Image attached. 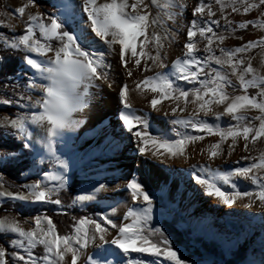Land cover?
<instances>
[{"label":"snow or ice","instance_id":"6c2138e0","mask_svg":"<svg viewBox=\"0 0 264 264\" xmlns=\"http://www.w3.org/2000/svg\"><path fill=\"white\" fill-rule=\"evenodd\" d=\"M50 6L49 14L37 0H24L0 12V27L11 33L0 32V47L21 54L13 75L0 83V108L15 109L0 116V142L17 144L0 151V169L21 166V177H35L12 191L0 171V206L11 205L0 216V264H188L155 226L154 196L136 174L112 185L95 166L125 141L142 158L141 170L152 161L202 157L176 174L220 205L264 211V0H195L188 18L189 0H55ZM253 12V19L233 18ZM9 16L22 25L19 34ZM249 28L259 33L255 39L237 35ZM181 38L169 62V49ZM227 39L241 43L226 47ZM5 63L0 55V66ZM104 88L116 91V139L111 125L99 139L94 129L78 136ZM134 99L163 113L171 128L155 127ZM89 138L93 143L85 145ZM237 149L244 154L226 168L215 164ZM122 175L116 169L115 178ZM121 190L131 203L104 195ZM62 194H69L67 203ZM17 203L33 206L36 215H11ZM36 206L78 215L60 233ZM244 264H264V238L259 260Z\"/></svg>","mask_w":264,"mask_h":264},{"label":"rangeland","instance_id":"374dc122","mask_svg":"<svg viewBox=\"0 0 264 264\" xmlns=\"http://www.w3.org/2000/svg\"><path fill=\"white\" fill-rule=\"evenodd\" d=\"M23 2L24 0H0V12L10 11L11 9H14L15 7L21 5ZM54 2L55 0H37V3L40 5L39 10L49 14L55 11V9L50 6ZM189 2H191V0H189ZM192 2L194 4L195 0H192ZM29 11H36V9H29ZM190 11L191 9L188 8L185 13L186 18L189 16ZM255 15L256 13L253 12L243 19H253ZM3 19H5V17L0 16V20ZM8 20L11 24L15 25V32L19 34L22 31V25L20 24V22L18 20L12 19L10 16L8 17ZM0 29H5L6 35H11L7 28L0 27ZM237 35H243L244 39L248 40L255 39L259 35V33L249 28L245 32H238ZM240 43L241 41L239 40L227 39L225 41V46H236ZM2 50V47H0V51ZM111 60L116 62L117 57L113 56ZM252 63L253 66H256L258 63V59H254ZM0 94H3V92H0ZM9 94L11 93L9 92ZM11 110L14 111L15 109L12 108ZM2 115L4 114H0V116ZM87 129L95 130V126H81L79 129H77L76 134L78 136H83L84 132ZM2 131L3 130L0 129V133H2ZM236 152L233 153V156L237 155ZM116 156L118 155L101 157L98 159L95 165L97 167L103 168L106 178L109 179L111 183L113 181L119 180L115 178L116 169H119L122 172L119 164L114 162ZM169 163L165 164V166H168ZM130 174V172H126L124 174V178L130 176ZM94 175V172H89L90 178ZM34 178L35 177H29L28 179H25L24 177H21L20 184L27 183L30 179ZM87 182H91V179H89V181ZM162 187L163 191H161ZM145 188L154 196L153 206L154 212L157 214L156 218L158 219V221L162 219L168 221L174 220L176 222V229L184 232L187 231V233L189 234V242L185 249L174 248L179 249L178 255L182 256L186 261H188V264H192L193 261H195L196 264H222L219 257H216L209 253V250L201 248V246L197 243L198 241L205 245L213 244L216 248V252L222 258L228 259L236 250L237 246L241 245L244 241L246 242L247 239L253 234H255L256 236L253 240H250L249 244L247 245L244 259L239 264H244V262L251 259H256L257 261L259 260L261 239L264 238V227H261L262 221L260 219L261 217H264V212H262V210L260 211L259 209V213L249 212L248 216L246 218H243L242 216H238L232 213L230 211L231 208L223 207V210L227 209V215L223 216L221 215V212H218L216 217L211 215V213L208 211H206V213H203L201 210H196L194 208L195 204H191L190 201L183 200L181 196L178 195V193H180L181 191L180 189L171 191L166 186L149 188L148 185L145 186ZM10 190L17 191L18 188L11 187ZM104 195L111 196L122 201L127 200L129 203H131L130 197H127L125 194L121 195L118 192L110 191L108 193H105ZM7 205L9 208L11 207V205ZM45 207L56 212L55 206ZM32 209L33 206L21 207L17 203L15 209H13L10 214L17 215V213H19L18 218L23 220L26 217H30L27 216L26 213H28ZM123 211L124 208L123 206H121L120 212L122 213ZM5 214L6 213H2L0 214V216H3ZM91 214L93 213H89V215ZM174 216H176V219L174 218ZM217 218H219V224H215L214 222V220ZM28 226V224L24 225L25 228H27ZM155 226L159 227L158 224H156ZM228 246H231V252L225 251L226 247ZM196 251H198L199 254H197ZM253 252H255V256H253Z\"/></svg>","mask_w":264,"mask_h":264},{"label":"bare ground","instance_id":"6f19581e","mask_svg":"<svg viewBox=\"0 0 264 264\" xmlns=\"http://www.w3.org/2000/svg\"><path fill=\"white\" fill-rule=\"evenodd\" d=\"M192 5L193 2L191 0V2H189V9H191ZM188 17H190V14ZM233 18L236 20H240L243 19L244 17L235 16ZM182 41L183 38H181L178 45H173L169 49V62L172 58H174L175 55L179 54V48L182 47ZM111 62L113 63L114 66L116 65V62L112 60ZM134 107H136L137 109H144L145 111H148L150 113V120H152L155 127L161 129L171 128L170 125H167L164 122V117L162 115L163 113L151 112L150 109L145 108L143 101L139 99H134ZM116 108H117L116 91L114 89L110 90L104 88L102 95L94 99L91 109L84 116L86 122L82 126L83 127L95 126L97 139H99L104 132L108 131L107 126L111 125L113 132V139H116L115 132L117 131V129L115 125L117 124V121L114 117ZM214 139H215L214 137H206L205 141H210ZM84 143L85 145L91 144L93 143V140L88 139L84 141ZM199 146L200 145L198 144L196 147L199 148ZM128 147L129 145L125 141L123 144H121L120 148L116 153V155L118 156H116L114 162L119 164V166L122 169L123 175L121 179L113 181L111 183L112 185L122 184L124 182V174L126 172H130V173L134 172L137 178L139 179V181L144 186L148 185L149 188L166 186L171 191L180 189L181 191L180 193H178V195H180L183 200L190 201L191 204H195L194 208L196 210H201L203 213H206V211H208L211 213V215L216 217L218 212H221L222 213L221 215L223 216L227 215L226 214L227 209L224 210L222 209L223 207L225 208L227 207L220 205L215 199L205 196L202 190L199 189V186L194 185V182L191 181L190 177H185L181 179L180 176L176 174L181 169L187 170L191 163L202 161V157H196L195 159L189 160L188 162H183L182 160L173 161L170 162L168 166L165 165L161 166L157 162L152 161L149 162L152 165L151 168H144L143 170H141L138 167V165L142 158L135 156L132 152H129ZM236 153L237 155L234 156L232 155L231 157L228 158L227 161L216 160L215 164L226 168L229 164H231L233 160L237 159V156L244 154L240 152L239 149L237 150ZM165 169L175 170V171L174 172L166 171ZM193 189H195V191ZM118 193H120L121 195L124 194L122 190ZM230 211L235 215L242 216L243 218H246L249 212L259 213V209L256 208L255 206L251 209H244L240 207L239 204L234 205ZM214 222L215 224H219V218L215 219Z\"/></svg>","mask_w":264,"mask_h":264},{"label":"trees","instance_id":"16d2710c","mask_svg":"<svg viewBox=\"0 0 264 264\" xmlns=\"http://www.w3.org/2000/svg\"><path fill=\"white\" fill-rule=\"evenodd\" d=\"M0 32L5 33V29H0ZM0 55L5 57L6 63L3 66H0V83H3L4 75L7 74L8 76H12L14 70L17 69L19 62H20V53H8L4 52L3 50L0 51ZM5 89L0 88V92H4ZM10 92V91H9ZM12 108H0V114H5V112L11 113L13 110ZM16 142L12 141L10 143H4L0 142V151H3L5 148H12L16 147ZM21 166H16V168H9L8 170L0 169V171H4V177H5V183L13 185V187L18 188L20 184V174H19V168ZM74 185V187H79V181H70ZM62 200L67 203L69 200V194H62ZM3 208H9L7 204H4L3 206H0V214L5 213L3 211ZM39 211L42 213H45L49 215L52 219L54 224L57 227L58 232L60 233H66L70 231L69 225L72 223V218L75 215H78V212H74L71 209H68L66 211L65 215H59L55 211H49L46 207L39 208ZM91 211L86 210V213L89 214ZM27 216L36 215V212L32 209L28 213H26ZM176 219V216H174ZM158 226L162 228V230L165 231V235L169 237L171 244L173 248H181L185 249L189 239H188V233L187 231H181L176 229V222L174 220H165L162 219L159 221ZM255 234H253L251 237L247 239V241L243 242L241 245L237 246L236 250L232 253L230 258L224 259L222 258L217 252L216 248L213 244H203L200 241L197 243L201 246V248H204L205 250H209V253L212 255L219 257L221 259L222 264H239L242 262L245 256V252L247 249V245L249 244L250 240H253L255 238ZM197 254H199L198 251H196Z\"/></svg>","mask_w":264,"mask_h":264}]
</instances>
